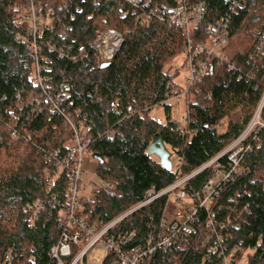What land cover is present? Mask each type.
I'll use <instances>...</instances> for the list:
<instances>
[{
    "label": "trees",
    "instance_id": "1",
    "mask_svg": "<svg viewBox=\"0 0 264 264\" xmlns=\"http://www.w3.org/2000/svg\"><path fill=\"white\" fill-rule=\"evenodd\" d=\"M200 1L213 15H231L230 40L243 34L244 48L231 56L234 69L209 60L210 71L189 91L194 100L188 99L185 126L180 127L174 121L160 123L149 113L177 87V74L167 65L184 52L181 29L156 17L136 27L132 7L124 6L129 14L122 18V7L111 0H35L58 17L53 30L39 38L49 92L64 115L84 123L89 153L102 157L94 173L113 186L95 189L83 201L92 221L109 223L203 167L244 132L261 105L264 118V0ZM29 4L0 0V264L9 252L19 264H32V259L49 264L69 188V174L59 171L58 163L67 158L73 131L34 83L35 57L26 40L17 37H30L26 26L17 24ZM65 26L68 32L61 37ZM106 28L123 35L109 68L101 69L95 55L77 63L59 57L58 51L69 45H90ZM12 130L19 140L12 138ZM154 137L162 138L181 162L179 170L167 171L148 154ZM258 144L241 162V175L218 189L215 231L203 228L202 211L191 246L178 253L180 264H223L230 255L245 257L246 264H264V129ZM210 177L207 169L192 178L188 195L200 192ZM53 197L56 202L44 209L32 207ZM166 203L161 197L147 204L116 231L135 233L141 244L154 240ZM161 257L156 252L147 264Z\"/></svg>",
    "mask_w": 264,
    "mask_h": 264
},
{
    "label": "built area",
    "instance_id": "2",
    "mask_svg": "<svg viewBox=\"0 0 264 264\" xmlns=\"http://www.w3.org/2000/svg\"><path fill=\"white\" fill-rule=\"evenodd\" d=\"M122 7V18L129 12L124 6L132 7L136 14L135 26H144L150 18L156 17L170 27H177L183 31L186 39L184 54L186 56L185 67L188 78L187 88L183 92L175 87L167 101L183 94L189 96V91L196 83L210 71L212 64L210 59H216L219 66H227L234 69L231 64V55L227 53L230 47L231 15H213L207 6L200 0H111ZM58 17L53 10L43 11L37 6L35 0H30L28 9L17 21L19 26H26L29 38L22 37L28 43V48L35 57L34 83L44 93L46 100L51 104V109L62 113L66 123L73 131L74 138L69 145L67 158L58 163L59 171L69 174V188L67 202L60 214V236L57 243L50 249L49 264H147L149 257L156 253H162L157 264H180L178 253L191 246V237L195 231L194 223L198 221L200 213H206L203 228L209 232L215 231L216 215L213 202L218 195L221 185L234 181L241 175V162L246 155L254 152L259 146L258 136L264 129L260 121L263 105L254 114L251 122L244 132L229 144L224 151L206 163L194 173L181 177L176 183L162 192L149 198L134 210L109 222H95L85 215L82 206L84 200L91 199V192L98 188L111 189L113 186L104 180L98 182H85L88 174L86 154L89 153L90 140L84 133V123L75 122L72 118L63 114V110L54 102L52 93L49 92L46 74L49 68L41 63L42 51L39 38L46 30H53ZM206 36L205 41L197 39ZM68 27L60 32L65 37ZM197 37V38H196ZM123 45V35L114 29L106 28L101 31L90 45L79 44L74 49L69 45L66 49L58 51L60 58H67L74 63L84 61L91 55L97 56L102 63H111L120 52ZM262 46V44H260ZM54 51L53 46H49ZM48 60H45V63ZM209 62V63H208ZM179 73L180 69L175 68ZM62 90L64 86L60 87ZM79 115V113H76ZM12 138L19 140L20 135L12 130ZM38 140H36V144ZM181 162L177 160L173 168L180 169ZM210 169L211 177L200 192L189 196L187 187L189 181L201 172ZM165 197L167 200L163 218L160 222V232L157 237L146 244L136 242L135 233L118 232L116 227L129 215L146 206L147 204ZM51 200H38L33 206L37 210L44 209L46 203L56 202ZM210 238L206 239V243ZM101 249L104 252L102 261H91L90 254L94 250ZM241 260V259H240ZM240 260H234V255L226 256L223 264H239ZM35 264L34 259L31 260ZM1 264H19L12 252H9L1 261Z\"/></svg>",
    "mask_w": 264,
    "mask_h": 264
},
{
    "label": "rangeland",
    "instance_id": "3",
    "mask_svg": "<svg viewBox=\"0 0 264 264\" xmlns=\"http://www.w3.org/2000/svg\"><path fill=\"white\" fill-rule=\"evenodd\" d=\"M244 48V40H243V34L237 36L230 44L229 49L227 50V53L231 56L235 55L236 53L242 51ZM185 60L186 56L185 54H181L174 58L168 65L167 68H170L171 73H176L177 76L175 78V83L177 85V89L180 90V92H183L187 88L186 80L188 78V75L186 73V67H185ZM175 68H179V73L175 71ZM188 99H190V102L194 100L193 95H186L183 94L179 97L173 98L172 100H169L167 102H163L155 107L152 108L150 111V116L155 118L160 123H166L168 121H174L177 122L180 127L185 126V118L187 116V103ZM262 106V105H261ZM260 106V107H261ZM260 107L257 109V111L260 109ZM263 110V108H262ZM256 111V112H257ZM260 121L262 124H264V118L263 114L261 113V119ZM72 144V143H70ZM69 144V145H70ZM86 161H87V169L88 174L85 178V182H98L101 179L94 173V169L96 166V159L94 156L90 153L86 154ZM172 163L174 167L176 166L177 159L174 155L172 157ZM104 258V252L101 249L94 250L90 254V260L94 261H102ZM239 264H246V258L243 257Z\"/></svg>",
    "mask_w": 264,
    "mask_h": 264
},
{
    "label": "water",
    "instance_id": "4",
    "mask_svg": "<svg viewBox=\"0 0 264 264\" xmlns=\"http://www.w3.org/2000/svg\"><path fill=\"white\" fill-rule=\"evenodd\" d=\"M111 63H102L101 69L109 68ZM148 154L152 157H156L159 160L160 165L167 171H172V153L166 147V144L162 138L154 137L151 145L148 148ZM96 160L101 161V156H94Z\"/></svg>",
    "mask_w": 264,
    "mask_h": 264
}]
</instances>
